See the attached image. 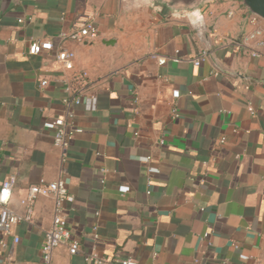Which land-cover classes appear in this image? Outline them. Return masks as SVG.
<instances>
[{
	"label": "crops",
	"instance_id": "0c3cea01",
	"mask_svg": "<svg viewBox=\"0 0 264 264\" xmlns=\"http://www.w3.org/2000/svg\"><path fill=\"white\" fill-rule=\"evenodd\" d=\"M85 14L98 36L66 42L75 57L65 69L56 36ZM198 15L122 0H0V182L14 177L18 214L40 180H61L73 195L66 225L79 251L59 246L52 264H93L92 249L105 264H264V46L251 56L253 42L226 43L264 33V20L252 22L241 0H208ZM46 38L52 50L28 53L30 39ZM82 74L94 97L73 108L82 131L62 163L46 122L64 112V81ZM52 215V197L38 196L0 264H41Z\"/></svg>",
	"mask_w": 264,
	"mask_h": 264
},
{
	"label": "built area",
	"instance_id": "2783aa9c",
	"mask_svg": "<svg viewBox=\"0 0 264 264\" xmlns=\"http://www.w3.org/2000/svg\"><path fill=\"white\" fill-rule=\"evenodd\" d=\"M252 22L257 20V17L252 15ZM22 18L18 22H22ZM98 27L94 20L93 14H85L78 17L72 22L71 26L60 31L57 36L56 51L54 54L55 60L61 64L65 69L72 68V62L75 53L68 48L66 42L82 43L96 39L98 36ZM253 42V49H250L251 56H258L259 52L256 47L264 46V33L260 28H253L250 31L244 32L237 39H226V43L235 44L236 46H247ZM54 48L51 39H30L28 43V53L37 54L40 51H50ZM206 53L202 51L199 56L192 59L194 65H198L204 60ZM160 64L165 62V58L158 60ZM74 76L71 81H64V91L66 96L62 99L64 112L61 116L52 118L46 122V125L52 130L53 144L59 149L60 160L65 161L66 150L73 139V137L82 130L75 125L74 122V106L81 103L82 98L88 95L83 85L82 77ZM46 80L39 82L40 86L46 85ZM86 97H94L90 94ZM85 97V98H86ZM252 112V108H248ZM179 116L176 102L172 103L171 117L177 118ZM224 142V138L220 139V143ZM144 162L150 160V156L140 158ZM150 171V168H148ZM15 180L12 176H7L0 182V250L6 252L9 257L12 253L13 247L19 242V237L14 234L15 226L20 222H30L33 214V204L38 196H51L53 199V215L52 220L44 233L43 242L41 245V264H52V254L55 248L65 246L69 254H77L79 251V243L71 237L70 231L66 225L65 209L67 205H71L74 197L68 192L61 180L49 181L40 180L38 184L30 185L26 194L20 199V204L24 207V213L18 214L14 212L10 206V198ZM210 232L206 231L202 234V239L210 245ZM12 236L11 243L5 241V237ZM85 260L93 264H105L106 260L100 257L95 249H92L85 255ZM198 263L197 258L194 259ZM119 264H138L137 260L132 257L120 258ZM204 264V263H202Z\"/></svg>",
	"mask_w": 264,
	"mask_h": 264
},
{
	"label": "water",
	"instance_id": "95a60500",
	"mask_svg": "<svg viewBox=\"0 0 264 264\" xmlns=\"http://www.w3.org/2000/svg\"><path fill=\"white\" fill-rule=\"evenodd\" d=\"M208 0H122L125 7L132 5L154 6L165 14H185L189 21L201 18L200 6ZM242 5L254 16L264 20V0H241Z\"/></svg>",
	"mask_w": 264,
	"mask_h": 264
}]
</instances>
